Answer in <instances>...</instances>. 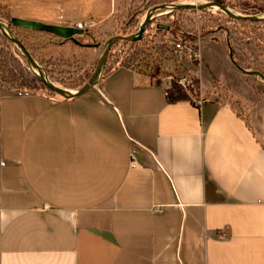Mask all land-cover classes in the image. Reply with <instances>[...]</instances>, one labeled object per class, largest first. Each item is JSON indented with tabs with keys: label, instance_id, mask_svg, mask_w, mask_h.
<instances>
[{
	"label": "crops",
	"instance_id": "0c3cea01",
	"mask_svg": "<svg viewBox=\"0 0 264 264\" xmlns=\"http://www.w3.org/2000/svg\"><path fill=\"white\" fill-rule=\"evenodd\" d=\"M207 46L202 106L126 65L73 99L0 87V264H264V126L215 81L261 98Z\"/></svg>",
	"mask_w": 264,
	"mask_h": 264
},
{
	"label": "rangeland",
	"instance_id": "374dc122",
	"mask_svg": "<svg viewBox=\"0 0 264 264\" xmlns=\"http://www.w3.org/2000/svg\"><path fill=\"white\" fill-rule=\"evenodd\" d=\"M167 1L169 0H0V18L6 22H10L12 17H18L53 25L81 24L85 33L76 36V39L84 44H98L97 46L81 47L53 34L11 26L14 35L22 41L51 81L60 87L77 90L91 78L108 40L118 35L129 36L137 33L141 21L152 7L183 2L196 4L217 2ZM225 1L226 4L223 5L242 14L264 12V0ZM160 12L163 10L157 11L155 15ZM255 23L234 20L224 12L211 8L182 9L155 17L147 26L144 34L147 42L144 46L138 44L139 41H120L111 48L103 76L138 51V55H141L140 63L146 66L148 74L161 78L168 74H178L172 49L181 41H198L203 53L208 52V44L219 42L224 45L230 58L231 45L239 65L237 68L255 78L257 84L255 89L261 100L256 105L250 100L243 101L226 87L225 83H230V77L225 74L215 81L214 87H218L220 91L216 97L230 107L237 108L251 128L248 111L249 108L256 107L260 112L258 119L264 126V28ZM199 69L200 67L190 66L187 70L198 79ZM203 81L205 88L211 87L210 76L204 75ZM26 83H29L31 88L23 87L19 92L18 89ZM199 85L198 79L196 93L200 95ZM0 87L18 94L33 92L51 94V91L36 78L19 49L1 31Z\"/></svg>",
	"mask_w": 264,
	"mask_h": 264
},
{
	"label": "water",
	"instance_id": "95a60500",
	"mask_svg": "<svg viewBox=\"0 0 264 264\" xmlns=\"http://www.w3.org/2000/svg\"><path fill=\"white\" fill-rule=\"evenodd\" d=\"M215 9L224 12L230 18L239 21H250V22H264V12H260L257 14H242L239 13L232 8H229L226 5L219 4L217 2H204L202 4H196L193 2H183L179 4H161L152 7L148 10L146 16L141 21L139 30L137 33L129 36H114L108 40L106 43L104 50L99 58V62L97 68L95 69L94 73L92 74L91 78L79 89L77 90H70L63 87H60L56 83L50 80V78L43 72L42 67L38 64V62L34 59L32 54L26 48V46L19 40L11 30V26L13 27H20L28 30L38 31L53 34L54 36L63 39L64 41H71L74 44L81 46V47H93L97 45L92 44H84L76 39V36L83 35L85 33V29L79 27L78 25L75 26H62V25H53V24H46L36 20H29L23 19L18 17H12L10 22L4 21L0 18V31L1 33L7 37L21 52V54L26 59L29 68L33 71L36 78L51 92L56 94L57 96L63 99H73L80 97L90 91L91 89L95 88L98 83L101 81L104 73V69L106 66V62L111 51V48L118 42H137L142 40L144 34L147 30V26L150 24L151 21L155 19V17H159L162 15L170 14L176 10H204V9ZM159 10H163L155 15V13Z\"/></svg>",
	"mask_w": 264,
	"mask_h": 264
},
{
	"label": "built area",
	"instance_id": "2783aa9c",
	"mask_svg": "<svg viewBox=\"0 0 264 264\" xmlns=\"http://www.w3.org/2000/svg\"><path fill=\"white\" fill-rule=\"evenodd\" d=\"M78 26L83 28L81 24H78ZM172 55L176 62V70L178 71V74H168L161 78L154 77L155 81L165 87V92L171 88L173 82L177 83L186 92L190 101L196 106H202L203 104L212 101L211 98H202L196 93L195 77L187 70L190 66L195 68L201 66L202 57L200 43L198 41H181L173 47ZM21 94L22 93H20V95Z\"/></svg>",
	"mask_w": 264,
	"mask_h": 264
},
{
	"label": "trees",
	"instance_id": "16d2710c",
	"mask_svg": "<svg viewBox=\"0 0 264 264\" xmlns=\"http://www.w3.org/2000/svg\"><path fill=\"white\" fill-rule=\"evenodd\" d=\"M170 1L171 0H169L167 2H170ZM215 1H217L219 3H222V4H226L225 0H215ZM243 23H245V22H243ZM255 24L257 26H259V27H263L264 28V22H256ZM146 42H147V37H144V38H142V40H140L137 43L141 44L142 46H144L146 44ZM141 48L144 49V47H141ZM138 53H139V51L137 53H135L133 56H129L126 59L127 61H124L121 65H126L127 67H132L133 69H137V70L144 71V72L148 73L146 68H145L146 66L145 65L144 66L141 65V63H140L141 55H138ZM230 55H231L233 64L236 67L239 68L238 62L235 59V54H234V51H233V48H232L231 45H230ZM194 81H195L196 85H198V79L194 78ZM29 86H30V84L26 83V85L20 87L18 89V91L19 92L22 91L21 89L23 87L26 88V89L27 88H31ZM33 88H34V86H33ZM50 93L56 96V94H54L53 92H50ZM166 93H167V96H168V100L171 103H174V102H177V101H182V100H190L189 97L187 96L186 92L182 89V87H180L177 83H174V82L172 83L171 88L168 89ZM246 123L248 124L247 121H246Z\"/></svg>",
	"mask_w": 264,
	"mask_h": 264
}]
</instances>
